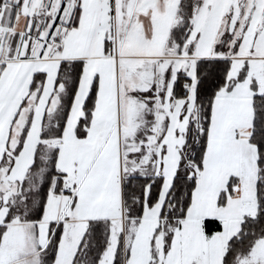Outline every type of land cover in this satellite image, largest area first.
<instances>
[{"label":"snow or ice","instance_id":"snow-or-ice-1","mask_svg":"<svg viewBox=\"0 0 264 264\" xmlns=\"http://www.w3.org/2000/svg\"><path fill=\"white\" fill-rule=\"evenodd\" d=\"M0 264H264V0H0Z\"/></svg>","mask_w":264,"mask_h":264}]
</instances>
